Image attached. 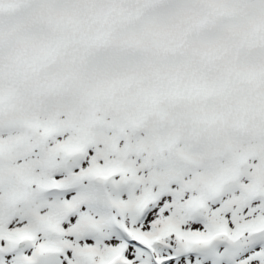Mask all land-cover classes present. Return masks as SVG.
<instances>
[{
  "label": "snow or ice",
  "instance_id": "snow-or-ice-1",
  "mask_svg": "<svg viewBox=\"0 0 264 264\" xmlns=\"http://www.w3.org/2000/svg\"><path fill=\"white\" fill-rule=\"evenodd\" d=\"M0 264H264V0H0Z\"/></svg>",
  "mask_w": 264,
  "mask_h": 264
}]
</instances>
